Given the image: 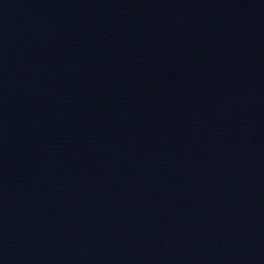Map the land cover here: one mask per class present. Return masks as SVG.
Masks as SVG:
<instances>
[{
  "label": "water",
  "instance_id": "water-1",
  "mask_svg": "<svg viewBox=\"0 0 264 264\" xmlns=\"http://www.w3.org/2000/svg\"><path fill=\"white\" fill-rule=\"evenodd\" d=\"M0 264H264V0H0Z\"/></svg>",
  "mask_w": 264,
  "mask_h": 264
}]
</instances>
